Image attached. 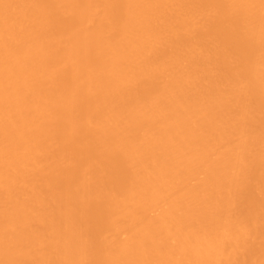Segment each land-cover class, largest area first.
Here are the masks:
<instances>
[{
    "label": "bare ground",
    "instance_id": "6f19581e",
    "mask_svg": "<svg viewBox=\"0 0 264 264\" xmlns=\"http://www.w3.org/2000/svg\"><path fill=\"white\" fill-rule=\"evenodd\" d=\"M0 264H264V0H0Z\"/></svg>",
    "mask_w": 264,
    "mask_h": 264
}]
</instances>
